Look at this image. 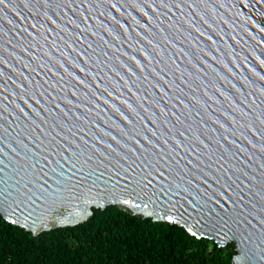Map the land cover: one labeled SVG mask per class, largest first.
Returning a JSON list of instances; mask_svg holds the SVG:
<instances>
[{"label":"water","instance_id":"obj_1","mask_svg":"<svg viewBox=\"0 0 264 264\" xmlns=\"http://www.w3.org/2000/svg\"><path fill=\"white\" fill-rule=\"evenodd\" d=\"M108 206L264 264V0H0V214Z\"/></svg>","mask_w":264,"mask_h":264},{"label":"trees","instance_id":"obj_2","mask_svg":"<svg viewBox=\"0 0 264 264\" xmlns=\"http://www.w3.org/2000/svg\"><path fill=\"white\" fill-rule=\"evenodd\" d=\"M73 227L34 236L0 214V264H234L236 244L220 247L180 225L93 209Z\"/></svg>","mask_w":264,"mask_h":264},{"label":"snow or ice","instance_id":"obj_3","mask_svg":"<svg viewBox=\"0 0 264 264\" xmlns=\"http://www.w3.org/2000/svg\"><path fill=\"white\" fill-rule=\"evenodd\" d=\"M169 219H171V217H169Z\"/></svg>","mask_w":264,"mask_h":264}]
</instances>
